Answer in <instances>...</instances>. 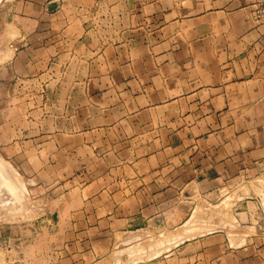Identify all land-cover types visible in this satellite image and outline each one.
I'll return each instance as SVG.
<instances>
[{
	"label": "crops",
	"instance_id": "crops-1",
	"mask_svg": "<svg viewBox=\"0 0 264 264\" xmlns=\"http://www.w3.org/2000/svg\"><path fill=\"white\" fill-rule=\"evenodd\" d=\"M15 1V63L65 88L44 96L55 108L34 131L37 176L80 184L63 213L85 219L81 244L176 228L181 199L190 215L197 193L225 191L247 221L210 237L220 262L264 264V21L254 0Z\"/></svg>",
	"mask_w": 264,
	"mask_h": 264
},
{
	"label": "rangeland",
	"instance_id": "rangeland-1",
	"mask_svg": "<svg viewBox=\"0 0 264 264\" xmlns=\"http://www.w3.org/2000/svg\"><path fill=\"white\" fill-rule=\"evenodd\" d=\"M20 14L15 0H0V264H236L220 262L217 242L210 239L247 221L236 214L233 201H226L225 191L216 198L197 193L190 215L187 198L181 199L176 228L163 221L157 231L121 232L112 246L81 244L78 228L85 219L63 213L81 196L69 188L80 184L45 182L37 176L44 170V151L34 131L44 126L49 107L55 108L44 96L65 88H47L46 74L29 75L15 63L16 39L9 36ZM188 226L195 228L187 232Z\"/></svg>",
	"mask_w": 264,
	"mask_h": 264
},
{
	"label": "built area",
	"instance_id": "built-area-1",
	"mask_svg": "<svg viewBox=\"0 0 264 264\" xmlns=\"http://www.w3.org/2000/svg\"><path fill=\"white\" fill-rule=\"evenodd\" d=\"M253 5L257 19L264 21V0H254Z\"/></svg>",
	"mask_w": 264,
	"mask_h": 264
},
{
	"label": "bare ground",
	"instance_id": "bare-ground-1",
	"mask_svg": "<svg viewBox=\"0 0 264 264\" xmlns=\"http://www.w3.org/2000/svg\"><path fill=\"white\" fill-rule=\"evenodd\" d=\"M3 161H4V160H3ZM6 163H7V162H6ZM1 166H2V165H1ZM10 166H11V165H10ZM0 168H1V167H0ZM12 168H13V167H12ZM3 173H4V172H3ZM22 181H23V180H22ZM9 182H10V181H9ZM23 182H24V181H23ZM3 184H4V182H3ZM0 186H2V185H0ZM3 186H4V185H3ZM7 186H8V184H7ZM10 187H11L12 189H15L14 186H12V185H10ZM5 188H8V187L5 186ZM7 190H8V189H7ZM16 191H17V190H16ZM10 192H12V191H10ZM17 192H18V191H17ZM17 192H16V193H17ZM15 195H16V194H15ZM11 197H12V195H11ZM17 197H18V196H17ZM15 199H16V198H15ZM14 201H15V200H14ZM21 202H22V201H21ZM17 203H18V202H17ZM11 204H12V203H11ZM11 206H13V205H11ZM13 207H15V204H14ZM219 208H220V206H219ZM11 209H12V208H11ZM9 210H10V209H9ZM13 211L15 212V210H13ZM226 211H227V210H226ZM9 213H11V211H10ZM197 214H198V213H197ZM11 215H12V213H11ZM198 215H199V214H198ZM198 215H197V216H198ZM230 215H231V214H230ZM230 215H229V216H230ZM188 228H189V230H188L187 232H190V230H192L193 228H195V226H192V227H191V226H190V227L188 226ZM185 230H186V229H185ZM2 256H3V255H2ZM1 258H2V257H1ZM3 259H4V258H3ZM4 261H5V260H4ZM1 263H3V262L1 261Z\"/></svg>",
	"mask_w": 264,
	"mask_h": 264
}]
</instances>
